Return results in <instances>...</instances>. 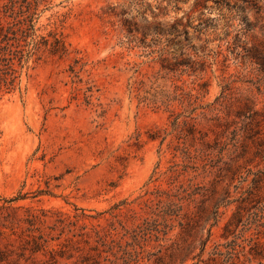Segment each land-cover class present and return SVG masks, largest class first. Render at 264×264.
Here are the masks:
<instances>
[{
  "label": "rangeland",
  "instance_id": "374dc122",
  "mask_svg": "<svg viewBox=\"0 0 264 264\" xmlns=\"http://www.w3.org/2000/svg\"><path fill=\"white\" fill-rule=\"evenodd\" d=\"M0 206V264H264V0H0Z\"/></svg>",
  "mask_w": 264,
  "mask_h": 264
},
{
  "label": "trees",
  "instance_id": "16d2710c",
  "mask_svg": "<svg viewBox=\"0 0 264 264\" xmlns=\"http://www.w3.org/2000/svg\"><path fill=\"white\" fill-rule=\"evenodd\" d=\"M19 32H20V34H25V32L24 31H20L19 30ZM12 35H13V37H12V39H14V40H18L15 36H16V34L14 33V32H12L11 33ZM7 40H8V38H7V36H4ZM57 43H58V41H56ZM4 208V206H0V210H2ZM256 217H258V218H260V216H256ZM29 224L31 223V221L30 220H26ZM256 221H258V220H256ZM232 222H229V223H227V225H226V227L227 226H229L230 224H231ZM32 244L34 245V247H33V249H34V251H38V247H41V245H42V243L40 242V241H37V240H32Z\"/></svg>",
  "mask_w": 264,
  "mask_h": 264
}]
</instances>
